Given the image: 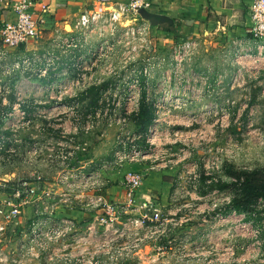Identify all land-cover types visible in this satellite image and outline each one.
Instances as JSON below:
<instances>
[{
    "label": "rangeland",
    "instance_id": "1",
    "mask_svg": "<svg viewBox=\"0 0 264 264\" xmlns=\"http://www.w3.org/2000/svg\"><path fill=\"white\" fill-rule=\"evenodd\" d=\"M140 14L0 43V264H210L211 224L229 213L242 254L255 241L264 264V182L249 214L223 208L252 191L235 175L264 171V45L176 41ZM133 172L171 180V204L142 182L127 204ZM144 206L165 224L138 225Z\"/></svg>",
    "mask_w": 264,
    "mask_h": 264
},
{
    "label": "crops",
    "instance_id": "2",
    "mask_svg": "<svg viewBox=\"0 0 264 264\" xmlns=\"http://www.w3.org/2000/svg\"><path fill=\"white\" fill-rule=\"evenodd\" d=\"M15 0H0V22L13 20L14 13L10 9V4ZM42 5L48 7L43 29L55 27L62 29V23L69 27L72 20H76L83 8L91 9L94 0H38ZM147 6L143 8L149 15H155L160 18L156 23L159 29L168 33L170 38L176 41H185L190 38L199 36L205 33H214L220 35L225 40L231 42L240 41L243 43L249 39V28L251 21L248 16L249 7L253 0H145ZM114 3L126 5L130 0H113ZM144 18V17H143ZM62 21V22H61ZM168 31V32H167ZM133 167H139L135 165ZM171 180L162 179L155 186L149 183H143V189L153 188L160 195L161 204H171L173 189L170 183ZM141 183V184H142ZM115 186H112V190ZM110 194H115L110 191ZM117 198V196H116ZM235 213V212H233ZM236 214V213H235ZM231 217L230 213L223 220L216 219L212 223V232L210 234V243L207 246L208 250L201 251L203 261L210 264H256L255 258L252 256L255 241L249 242L248 247L251 248V253L247 254V250L242 251L239 245L233 240L235 236L234 226L228 224ZM225 220V221H224ZM224 221L221 225V222ZM248 233H253L252 228H248ZM221 234L223 237L220 240L218 237ZM169 239L171 237L168 235ZM201 236V244H203ZM165 247V246H164ZM167 247V246H166ZM206 247V248H207ZM170 249V246L168 247ZM209 255V258L206 256ZM257 258V257H256Z\"/></svg>",
    "mask_w": 264,
    "mask_h": 264
},
{
    "label": "built area",
    "instance_id": "3",
    "mask_svg": "<svg viewBox=\"0 0 264 264\" xmlns=\"http://www.w3.org/2000/svg\"><path fill=\"white\" fill-rule=\"evenodd\" d=\"M147 6L145 0H130L126 5L114 3L113 0H94L91 9L83 8L73 23L75 29H89L93 25L104 22L109 26H116V23L124 19L127 14H138L140 9ZM14 13L13 20L0 22V43L5 50L16 49L37 41L42 33L48 7L42 5L38 0H15L10 4ZM251 26L249 34L251 38L264 45V0H253L248 12ZM137 151H132V156H138ZM134 159V158H131ZM143 176L141 173H128L125 175V193L127 204H131L137 198L138 189L141 186ZM148 198V195H141ZM147 208L144 206V215L135 222L148 228L150 225L163 226L166 219L161 217L156 209L147 215ZM111 213L116 210H106ZM128 209H121L119 212H127ZM149 211V210H148ZM226 215L218 216L224 219ZM166 226V225H165ZM151 228V227H150ZM163 230V227H160ZM160 229H156L159 231ZM238 264V263H237Z\"/></svg>",
    "mask_w": 264,
    "mask_h": 264
},
{
    "label": "trees",
    "instance_id": "4",
    "mask_svg": "<svg viewBox=\"0 0 264 264\" xmlns=\"http://www.w3.org/2000/svg\"><path fill=\"white\" fill-rule=\"evenodd\" d=\"M140 112L137 114L136 119L140 120L139 125L141 128H146L153 119V109L151 107H146L145 103H141L140 105ZM138 124L137 122H135ZM238 183H240V187L243 188L245 186L250 188L252 191H250L246 196L235 199L227 203L223 208L224 212L235 211V212H244V214H249L250 209L241 207V205L244 203L245 198L249 200H254L258 197V192H261L262 190V184L264 182V171H254L253 173H242L234 176ZM167 180V179H164ZM232 184L229 183H221L219 185V189L227 188L228 186H231ZM255 191V193L253 192ZM226 210V211H225ZM228 210V211H227Z\"/></svg>",
    "mask_w": 264,
    "mask_h": 264
},
{
    "label": "water",
    "instance_id": "5",
    "mask_svg": "<svg viewBox=\"0 0 264 264\" xmlns=\"http://www.w3.org/2000/svg\"><path fill=\"white\" fill-rule=\"evenodd\" d=\"M142 15V17H144L145 19H148L151 23H156L158 21V19L160 18L161 20L164 19V17H157L155 15H149L144 9H140L139 11Z\"/></svg>",
    "mask_w": 264,
    "mask_h": 264
}]
</instances>
